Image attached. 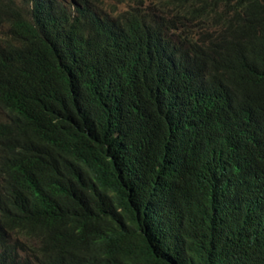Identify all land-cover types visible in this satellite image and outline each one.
<instances>
[{"label": "trees", "instance_id": "1", "mask_svg": "<svg viewBox=\"0 0 264 264\" xmlns=\"http://www.w3.org/2000/svg\"><path fill=\"white\" fill-rule=\"evenodd\" d=\"M117 1L0 6V264H264V0Z\"/></svg>", "mask_w": 264, "mask_h": 264}, {"label": "rangeland", "instance_id": "2", "mask_svg": "<svg viewBox=\"0 0 264 264\" xmlns=\"http://www.w3.org/2000/svg\"><path fill=\"white\" fill-rule=\"evenodd\" d=\"M62 2H70L71 0H60ZM11 2H14V6L22 7V4L19 0H0V6H9ZM96 3L99 8V12L102 15L106 16H115L118 13L124 12L129 9L130 3H120L117 0H96ZM5 30L4 32H6ZM196 42H201V37L197 36ZM4 113L0 110V118H4Z\"/></svg>", "mask_w": 264, "mask_h": 264}, {"label": "bare ground", "instance_id": "3", "mask_svg": "<svg viewBox=\"0 0 264 264\" xmlns=\"http://www.w3.org/2000/svg\"><path fill=\"white\" fill-rule=\"evenodd\" d=\"M66 31H67V30H66ZM60 36H61V35H60ZM62 38H63V37H62ZM62 38H61V39H62ZM255 99H256V98H255Z\"/></svg>", "mask_w": 264, "mask_h": 264}]
</instances>
